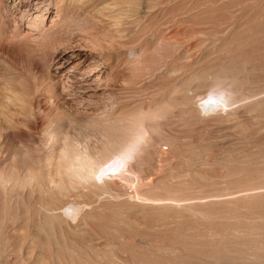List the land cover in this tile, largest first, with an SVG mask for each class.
Instances as JSON below:
<instances>
[{
  "label": "bare ground",
  "instance_id": "obj_1",
  "mask_svg": "<svg viewBox=\"0 0 264 264\" xmlns=\"http://www.w3.org/2000/svg\"><path fill=\"white\" fill-rule=\"evenodd\" d=\"M178 1L0 0V264H145L150 244L145 241L146 236L144 239L137 235V242L131 240L138 234L137 230H133L134 235L132 230L124 231L127 220L120 217L127 210L126 203L107 207L108 199L102 195L110 193L114 184L108 177L111 174L106 173L114 171L117 163L104 161L113 149L115 121L128 107L124 103L115 109L117 81L125 75L136 76L138 80L146 74H159L161 70L174 76L181 67L196 68L216 42L224 38L230 26L224 24L215 29L217 34L213 37L208 33L214 29L205 27L204 23L189 26L182 32L183 36L177 35L181 32L175 26H163L156 40L147 39L139 46L141 57L129 61L128 57L135 53L126 44L135 40L137 29L149 28L155 18L164 20L169 8ZM52 8L54 14L46 27ZM67 12L84 16L91 22L92 31L86 29L83 34L82 27L74 25L75 19L61 27ZM14 22L17 26L12 25ZM51 35L59 36L51 41ZM196 36L202 42L199 47L187 43L179 49L181 67L175 62L164 64L180 43ZM117 57L120 64L116 67ZM209 68L205 72L195 69L193 75L204 79L190 82L186 88L191 90L190 101L195 99L196 112H207L217 106L219 96L223 99L219 106L234 102L223 91L229 87L216 88L223 78L210 76L215 68L212 71ZM215 70L218 77L229 75L234 90L246 74L256 72L254 67L244 64L219 66ZM252 75L247 77L254 78ZM178 86L177 82L172 83L168 97L176 99L181 96L180 92H185L183 88L179 91ZM89 90L105 93L103 106L97 105L94 98L93 102L89 100L92 97V93L86 94ZM258 103L263 112L264 96ZM122 169L126 176L133 172L130 164ZM99 181L103 187L97 185ZM107 213L112 216L114 213L117 219L101 224L98 218ZM256 225L264 229V219ZM170 229L164 224L150 229L158 234L159 243L156 246L151 243L153 250L170 251L174 255L173 244L168 246L169 243L177 245L179 250V244L185 248L187 240L163 244ZM252 240L255 245L251 249L255 247L257 252L259 245L264 244V236ZM232 242L228 245H236ZM121 246L127 251L131 247L142 250L136 256H140L139 260L120 256ZM214 248L215 253L220 249L222 254L223 248L215 246L211 250ZM209 249L208 252L201 250L206 252L203 260L216 263L221 257L218 253L214 256V251L212 254ZM256 252L253 251L254 257Z\"/></svg>",
  "mask_w": 264,
  "mask_h": 264
},
{
  "label": "rangeland",
  "instance_id": "obj_2",
  "mask_svg": "<svg viewBox=\"0 0 264 264\" xmlns=\"http://www.w3.org/2000/svg\"><path fill=\"white\" fill-rule=\"evenodd\" d=\"M53 11L52 8V13L46 20V27L54 14ZM76 14L67 12L60 26L63 27L75 19L74 25L82 27L83 34L86 29L87 32L92 31L91 22ZM155 19L149 28L139 27L135 40L128 43L129 45L126 44V48H132L135 53L131 54L128 60L141 57V45L143 46L147 39L156 40L158 32L167 25L175 26V29L181 32L177 35L183 36L182 32L189 26L204 23L205 27L208 25L207 27L214 29L208 33L211 37L216 35L215 31L224 24L230 26L224 38L216 42V46L196 68L181 67L178 54L181 45L190 43L194 48L199 47L202 42L198 36L185 39L164 61V64L175 62L181 67L176 75L168 76L161 70L159 74H146L138 80L136 76L125 75L117 81L114 91L115 109L124 103L128 104V107L122 110L115 121L114 147L112 145L113 149L104 161L114 165L117 163L114 171L106 173L111 174L108 177L114 182L110 193L102 194L108 199L106 206L115 207L119 202L126 203L127 213L124 211L120 217L127 220L124 231L132 232L135 229L138 234L133 231V235H136L130 239L137 242L139 236H146L145 241L150 244L144 259L145 264H210L212 261L207 259L209 263L203 260L206 259L203 257L206 252L201 251L204 248V251L208 252L210 245L218 246L221 250L223 248L221 253L224 255L219 253L220 249L217 250L218 255L215 253L216 249L211 250V247L210 253L214 251V256L221 257L219 261L211 264H264V244L259 245L257 252L255 247L251 249L254 244L252 239L264 236V229L260 228L259 224L256 225L264 219V111L262 112L261 106L258 105L264 96V0H179L169 8L164 20ZM12 25L17 26L15 22ZM59 35H51L49 38L55 41ZM160 52H163L161 46ZM119 58L117 57L114 63L116 67L120 64ZM243 64L251 65L257 73L246 74H253L254 78L245 76L244 83L236 85V91L232 89L229 75L217 76L219 73L215 69L219 66ZM209 67L211 71L215 68V72L210 76L218 80L223 78L216 88L229 87L223 91L229 93L226 94L234 102L219 106L223 103L219 96L218 102H215L217 106L211 107L207 112H196L193 109L196 106L195 99L190 101L191 90L186 88L190 82H201L204 79L203 75H195V78V69L205 72ZM249 80H252L251 83ZM174 82L179 85V91L183 88L184 92L185 89L184 93L180 92L184 98L168 97V91ZM91 93L89 100L94 98L93 101L97 105L104 104V92L99 90L94 93L89 90L86 94ZM157 100H160L159 105L155 103ZM127 164L133 167L129 176H126L123 172L125 170L122 169H126ZM120 173L125 175V178ZM121 177L124 180L120 179ZM97 185L103 187L104 184L99 181ZM109 214L100 215L98 221L102 224L116 218L114 213L113 216ZM160 224L172 228L165 235L164 245L171 241L182 243L187 240V250L181 248L179 243L182 251L175 247L177 245L174 243L168 244H173L172 252L175 255V252L180 251L181 257L176 254L175 258L170 251H157L151 247L159 243L158 234L151 230ZM233 240L232 243L236 245H228ZM245 241L251 242V247L249 242ZM245 244H248L247 247ZM240 250L244 252L241 254L246 256V260L241 257ZM226 251L231 253L226 254ZM253 251L256 252V257H259H254ZM140 252L142 250L139 248L131 247L127 251L121 246L118 254L139 260L140 256H136Z\"/></svg>",
  "mask_w": 264,
  "mask_h": 264
}]
</instances>
